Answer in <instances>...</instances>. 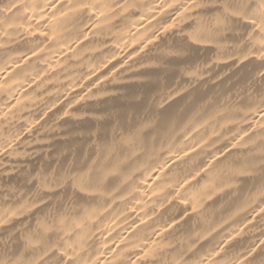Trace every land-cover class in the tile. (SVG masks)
I'll list each match as a JSON object with an SVG mask.
<instances>
[{
	"label": "bare ground",
	"instance_id": "1",
	"mask_svg": "<svg viewBox=\"0 0 264 264\" xmlns=\"http://www.w3.org/2000/svg\"><path fill=\"white\" fill-rule=\"evenodd\" d=\"M0 264H264V0H0Z\"/></svg>",
	"mask_w": 264,
	"mask_h": 264
}]
</instances>
